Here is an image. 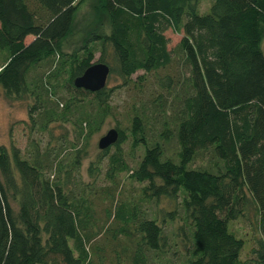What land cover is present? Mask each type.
<instances>
[{"label": "trees", "instance_id": "obj_1", "mask_svg": "<svg viewBox=\"0 0 264 264\" xmlns=\"http://www.w3.org/2000/svg\"><path fill=\"white\" fill-rule=\"evenodd\" d=\"M200 1L0 0V91L32 100L34 131L51 122L74 131L59 149L0 145V264H168L165 224L187 240L189 264H264V0H210L205 14ZM87 2L103 23L63 52ZM167 31L181 34L171 49ZM92 45L126 92V126L87 166L97 180L104 163L108 184L85 189L82 143L114 111L111 89L73 86L92 64ZM125 142L130 159L142 151L135 169ZM200 153L207 167L192 166ZM124 173L142 185L133 201L118 196ZM160 200L173 208L159 222L140 206ZM95 203L104 205L98 214Z\"/></svg>", "mask_w": 264, "mask_h": 264}, {"label": "rangeland", "instance_id": "obj_2", "mask_svg": "<svg viewBox=\"0 0 264 264\" xmlns=\"http://www.w3.org/2000/svg\"><path fill=\"white\" fill-rule=\"evenodd\" d=\"M210 0H201L198 7V12L205 14L208 11ZM93 8V2H87L83 4L76 15L74 22V32L76 41H70L69 43L62 42L59 44V47L63 52H70L73 48L80 46V40L83 38H88L87 36L96 30V28L103 23V18L101 14L97 11L95 13ZM165 37L168 39V48H173L179 41L181 34L172 33L167 31ZM31 38H26V42H29ZM264 45V39L262 41ZM91 50L93 52V58L91 63H96L99 59V47L98 45H92ZM1 62V59H0ZM141 75V72H137L131 76L130 80L134 81L137 76ZM106 89H111V98L109 104L113 107L114 111L111 116L106 117L102 124L100 125L99 130L93 133L92 135L85 137L86 143H82V150L85 152L86 158L83 160L80 171H79V180L82 182L84 188H88L89 185L94 186V189L101 187L102 185H107V181L103 179L104 173V163L101 164V168L98 172L99 177L97 180L91 178L87 174L88 163H94L100 151L96 147L97 140L110 128H118L125 131L126 122L124 119L123 108L127 102L126 92L121 87V81L116 77L110 75L105 84ZM66 90L58 89L55 96L48 100L51 105H54L55 100L66 97ZM64 96V97H63ZM55 98V99H54ZM32 105V100L30 98H25L21 100L16 99H6L4 98L2 92L0 91V145L9 149L11 146L18 148L23 154L29 148L28 145L39 144L40 147H43L47 143L50 145H55L59 149L58 141H66L70 143L74 138V131L71 122L61 123V122H51L47 126L46 132H37L32 129L29 117L28 109ZM59 111V108L57 109ZM34 117L36 112L32 114ZM120 148L125 156V160L129 165V169H135L137 162L141 158L142 151L141 149L133 152V158L130 159L131 152L129 151V142L122 143ZM174 150V145L171 142L166 144L165 155L167 157L171 156V151ZM70 148L62 147L60 153L58 154V159H67V156L70 154ZM113 151L111 149L109 154ZM209 154L200 153L195 158L192 166H208ZM117 183V192L118 196L126 201H133L138 195V189L142 186L136 184L129 180L128 173L120 174L116 177ZM12 206H14L12 204ZM100 207H104L101 205ZM100 207H97L95 203V211L97 214L100 212ZM149 217L155 216L156 219L160 222L163 215L173 208L172 205H168L165 200H160L156 202L145 203L140 206ZM174 225L165 224V232L167 235V242L169 248L167 249L166 258L170 261L168 264H189V250L188 242L185 238L177 237L176 231L173 230ZM235 229L239 230V234L242 236L247 233V230L242 221L235 223ZM176 233L174 236L173 234ZM246 249L243 251L242 256L245 255Z\"/></svg>", "mask_w": 264, "mask_h": 264}, {"label": "water", "instance_id": "obj_3", "mask_svg": "<svg viewBox=\"0 0 264 264\" xmlns=\"http://www.w3.org/2000/svg\"><path fill=\"white\" fill-rule=\"evenodd\" d=\"M108 72L109 70L106 65L92 63L80 76L73 80V86L87 92H97L105 87ZM116 140L117 132L113 128H110L99 137L96 147L99 151H102L115 144Z\"/></svg>", "mask_w": 264, "mask_h": 264}]
</instances>
